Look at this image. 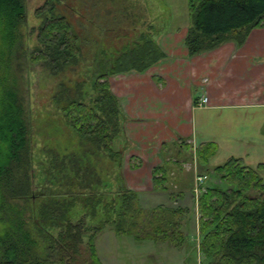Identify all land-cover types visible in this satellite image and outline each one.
Returning <instances> with one entry per match:
<instances>
[{"label": "trees", "instance_id": "16d2710c", "mask_svg": "<svg viewBox=\"0 0 264 264\" xmlns=\"http://www.w3.org/2000/svg\"><path fill=\"white\" fill-rule=\"evenodd\" d=\"M187 2L192 26L185 46L190 56L229 41L242 45L253 30L264 28V0ZM26 18V0H0V264H80L86 256L85 264H102L96 240L107 228L117 236H132L137 243L164 242L181 249L187 209L165 205L143 209L139 195L124 185L118 193H103L101 180L90 165L82 166L81 157L76 160L73 155L69 164L64 157L57 166L59 176L54 175L55 168L51 173L52 186L34 189V176L29 173L30 123L19 78L27 56ZM37 31L38 46L31 62L62 70L83 57L87 40L65 16L54 11ZM115 52L110 56L98 52L90 75L92 95L87 97L80 90L72 94L64 88L54 103L81 141L94 146L99 155L122 163L123 152L114 149L120 137L124 138L122 106L109 79L144 73L165 54L151 34L136 36ZM216 152V143L200 145L198 162L205 164ZM217 173L237 189L211 188L198 201L205 264H264L260 168L232 158ZM153 182L155 190L167 184L163 168L153 171ZM98 216L99 224H91Z\"/></svg>", "mask_w": 264, "mask_h": 264}, {"label": "rangeland", "instance_id": "374dc122", "mask_svg": "<svg viewBox=\"0 0 264 264\" xmlns=\"http://www.w3.org/2000/svg\"><path fill=\"white\" fill-rule=\"evenodd\" d=\"M46 4L48 10L39 16L38 13ZM54 11L57 15L65 16L83 40H87V45H84V55L79 63L62 70H56L44 63L35 64L30 59L38 46L37 29ZM26 12L23 31L26 35L27 56L23 60L19 78L30 123L32 169L29 173L34 176V189L38 191L45 186H52L51 173L54 172V168L56 173L54 175L59 176L60 169L57 166L64 157H68L66 162L69 164V159H72L73 155H76V160L81 157L82 166L90 165L98 176L102 171L101 165H104V178L100 187L103 193L119 192L123 185L130 189L123 180L118 185L115 180L113 182L109 178L108 174H112L110 162H105V158L101 162L100 155L95 152L96 148L88 142L81 141L66 125L60 106L54 102L64 88L72 94L80 90V93L87 97L92 95L90 75L95 69L98 52H105L110 56L116 53L119 47L129 43L130 40L133 41L136 36L151 34L159 41L164 35L183 32L191 27L192 16L187 0H26ZM220 113L215 111L209 115L210 123L214 127L215 124L218 126L227 114V112L223 115ZM199 121L202 123L204 120L199 119ZM238 132L244 140H255L256 143L255 136L243 137L241 131ZM215 135V139H221L218 132ZM184 144L189 146L186 142ZM216 145V154L205 164H200L197 160L199 146L194 147V152L185 150L181 155L183 160L179 161L176 167V179L171 176L166 185L160 190L153 191L154 194L139 195V204L143 209L150 210L165 205L187 209L191 213L185 215L184 246L181 249L171 248L172 246L166 249L167 243L160 242L159 245L163 243L164 247L158 250L161 245L158 246L155 242L137 243L132 236H117L112 229L107 228L96 240L97 256L102 264H205L207 262L200 251L203 235L200 230L201 215L198 201L211 188L217 187L224 191L237 189L236 185H230L220 173H217V168L230 159L216 156L219 151V146ZM172 154V158L177 155L175 152ZM121 164L123 165V162ZM258 167L264 181V164L250 168L258 169ZM98 176L97 178L100 179ZM197 176L207 178L199 183ZM152 187L154 189V182ZM100 218L101 216H98L91 224H99ZM158 252L164 256L161 257ZM85 258L88 259L87 256ZM84 259L79 263L85 264Z\"/></svg>", "mask_w": 264, "mask_h": 264}, {"label": "crops", "instance_id": "0c3cea01", "mask_svg": "<svg viewBox=\"0 0 264 264\" xmlns=\"http://www.w3.org/2000/svg\"><path fill=\"white\" fill-rule=\"evenodd\" d=\"M188 29L155 39L165 58L146 72L109 79L122 106L124 138L114 149L123 151V165L105 154L99 160L110 162L113 182L123 180L138 195L155 193L153 171L158 168L176 179L182 153L205 143L218 144V157L241 159L249 167L264 164V28L253 30L242 45L229 41L197 56L185 46ZM204 98L208 105L199 107ZM215 111L227 112L216 127L209 120ZM238 131L255 136L256 143ZM101 169L97 176L103 182L104 165Z\"/></svg>", "mask_w": 264, "mask_h": 264}, {"label": "built area", "instance_id": "2783aa9c", "mask_svg": "<svg viewBox=\"0 0 264 264\" xmlns=\"http://www.w3.org/2000/svg\"><path fill=\"white\" fill-rule=\"evenodd\" d=\"M208 105V99L204 98L202 101L199 103V107H206ZM207 177L206 176H197V181L199 183H202Z\"/></svg>", "mask_w": 264, "mask_h": 264}]
</instances>
